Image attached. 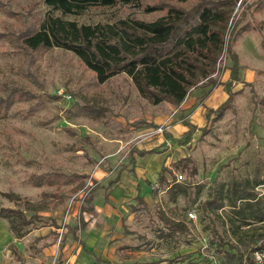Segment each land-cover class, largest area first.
Instances as JSON below:
<instances>
[{
    "label": "rangeland",
    "instance_id": "374dc122",
    "mask_svg": "<svg viewBox=\"0 0 264 264\" xmlns=\"http://www.w3.org/2000/svg\"><path fill=\"white\" fill-rule=\"evenodd\" d=\"M154 4L92 9L63 19L85 25L127 18L152 21L162 14L145 12ZM194 4L197 1L183 7ZM0 5V99L14 95L8 110L0 107V208L22 210L29 218L33 212L25 211V203L49 206L37 212L43 221L21 227L26 232L22 239H15L7 220L0 218V247L20 249L27 262L42 257V264L77 262L80 248L72 230L82 199L94 186L93 179L98 180L95 195L100 185L106 187L118 174L122 177L125 170L138 168L129 149L135 142L153 145L155 153H166V184L158 188L156 199L143 195L150 207L141 210L131 227L139 238L124 241L135 245L137 254L125 255L122 264L131 260L208 264L212 255L221 264H237L236 257L245 246L260 244L264 223L243 224L229 205L232 201L236 209L245 208L237 200L241 190L264 198V0H237L231 23L236 31L249 27V32L234 44L227 41L211 76L215 89L209 82L210 86L191 89L178 109L166 103L151 104L125 74L97 84L69 51L51 48L27 56L16 38L40 25L49 9L43 0H0ZM52 15L60 17L57 12ZM234 55L237 73L236 80H231L230 57ZM226 83L232 95L227 109L222 116L208 113L228 98ZM114 140L119 141L117 149L111 148ZM50 173L85 178H70L61 186L40 184L38 178ZM154 175L157 188L159 172ZM58 187L61 204L55 206ZM217 192L224 199L222 209L215 207ZM100 203L101 195L95 198L97 209ZM158 210L185 223L188 232L168 236ZM189 212L196 215L195 220L188 219ZM213 231L226 246L219 245ZM11 237L16 244H11ZM204 245L207 249L202 253ZM226 255L234 259L227 262ZM261 259L264 264V256Z\"/></svg>",
    "mask_w": 264,
    "mask_h": 264
},
{
    "label": "trees",
    "instance_id": "16d2710c",
    "mask_svg": "<svg viewBox=\"0 0 264 264\" xmlns=\"http://www.w3.org/2000/svg\"><path fill=\"white\" fill-rule=\"evenodd\" d=\"M192 1H197V4L191 8L183 7ZM146 2L155 4L148 6L145 12H161V16L152 21L127 18L95 25L78 24L63 19L66 16L82 15L92 9H114L117 6L141 8ZM43 3L49 9L43 22L28 28L16 38L27 56L51 48L69 51L93 74L97 84L125 74L139 95L151 104L166 103L176 109L191 89L207 87L209 84L215 89V83L210 80L227 47V41L230 40V43L234 44L250 30L245 27L236 31L235 25L231 23L237 0H43ZM54 12L59 13L60 17L53 16ZM230 58L233 62L230 79L236 80L238 59L236 55ZM225 88L228 98L214 109L215 111L210 109L208 113L219 112V116L223 115V110L227 109L226 106L232 98L230 84L226 83ZM210 92L211 90L205 97ZM13 97L14 95H8L5 99H0V107L8 110ZM191 130L188 132L189 137ZM165 171L166 169L162 168L159 173L157 188L151 186V195L154 198L157 197L158 188L166 184L163 175ZM70 178L80 181L85 177L72 175ZM70 178L64 174L50 173L45 178L39 177L38 180L42 182L40 184L61 186ZM39 181H36L35 185H38ZM92 182L94 186L85 193L78 210L77 225L72 230V236L78 244H81V241L76 233L86 225L85 215L92 211L93 191L94 187L98 186L97 182ZM111 185L112 183H109V187ZM59 188L56 189V198H59V201L55 206L61 204L62 191ZM233 193L235 191H231V194ZM216 195L215 207L222 209V193L217 192ZM2 196L14 199L12 195ZM237 200L245 203V208L236 209V203L232 201L229 206L234 209L243 224L248 221L264 223V198L258 199L255 194L241 190ZM48 208L47 204L25 203V211L33 212L29 218L22 210L0 208V218L7 220L9 229L20 239L26 234L21 227L43 221L37 212ZM159 219L168 236L176 232H188L185 223L166 216L161 210ZM160 233L164 234L162 231ZM213 234L220 246L227 245L216 231H213ZM230 248L235 247L231 245ZM263 251L264 236L260 238L259 245L245 246L244 250L238 253L236 263L244 264L245 260V264H255L252 254ZM226 259L231 262L234 257L226 255Z\"/></svg>",
    "mask_w": 264,
    "mask_h": 264
},
{
    "label": "crops",
    "instance_id": "0c3cea01",
    "mask_svg": "<svg viewBox=\"0 0 264 264\" xmlns=\"http://www.w3.org/2000/svg\"><path fill=\"white\" fill-rule=\"evenodd\" d=\"M112 142L114 143H112L111 148L117 149L115 144L119 141L114 140ZM151 146L153 145H144L140 142L133 143L129 148L132 152L131 160L135 162L138 168L125 170L127 172L122 177L118 174L113 181L107 183L106 187L100 185L99 189L101 190L97 191L95 195L93 193L92 211L86 214L89 215V218L85 215V227L76 233L81 244H78L72 236L73 241L80 248L77 255L80 254V259L84 260L82 263L79 259L74 264H122L125 255L131 257L133 254H137L134 249L135 245L132 246L124 241L126 239L132 240L134 237L139 238L131 227L135 223V217L150 207V202L143 198V195L149 194L152 199H156L151 195V186L155 187L153 177H156L154 173H160L164 168L163 164L166 158V153H155ZM157 169L158 171H155ZM93 181L98 184V180L93 179ZM109 183H112L110 187ZM130 194L132 195L131 199H128ZM100 195L101 205L97 209L95 198ZM25 236L26 234L22 238ZM15 239L18 238L15 237ZM15 239L10 238L11 244ZM22 255L20 249L17 250L16 247L13 250L0 247V264L43 263V257L27 262L26 259L24 261L25 256ZM127 264L138 263L131 260Z\"/></svg>",
    "mask_w": 264,
    "mask_h": 264
},
{
    "label": "built area",
    "instance_id": "2783aa9c",
    "mask_svg": "<svg viewBox=\"0 0 264 264\" xmlns=\"http://www.w3.org/2000/svg\"><path fill=\"white\" fill-rule=\"evenodd\" d=\"M187 216H188L189 220H195L196 219V215L193 212L187 213ZM206 249H207V245L202 246L201 247L202 253ZM263 256H264V251L263 252H255V253H253V258H254L255 264H262V259L261 258ZM208 262H209L208 264H221V263H219V262H217L215 260V257L213 255L208 257Z\"/></svg>",
    "mask_w": 264,
    "mask_h": 264
}]
</instances>
